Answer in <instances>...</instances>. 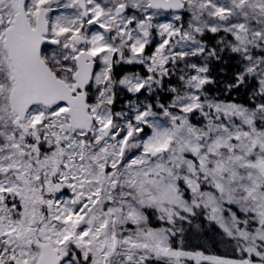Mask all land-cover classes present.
<instances>
[{
	"label": "snow or ice",
	"instance_id": "obj_1",
	"mask_svg": "<svg viewBox=\"0 0 264 264\" xmlns=\"http://www.w3.org/2000/svg\"><path fill=\"white\" fill-rule=\"evenodd\" d=\"M0 264H264V0H0Z\"/></svg>",
	"mask_w": 264,
	"mask_h": 264
},
{
	"label": "trees",
	"instance_id": "obj_2",
	"mask_svg": "<svg viewBox=\"0 0 264 264\" xmlns=\"http://www.w3.org/2000/svg\"><path fill=\"white\" fill-rule=\"evenodd\" d=\"M217 251H218V253H220V254H222V252H223L222 249H218Z\"/></svg>",
	"mask_w": 264,
	"mask_h": 264
}]
</instances>
